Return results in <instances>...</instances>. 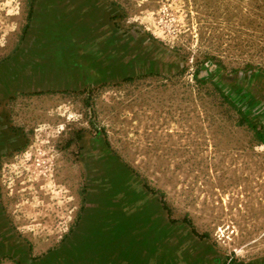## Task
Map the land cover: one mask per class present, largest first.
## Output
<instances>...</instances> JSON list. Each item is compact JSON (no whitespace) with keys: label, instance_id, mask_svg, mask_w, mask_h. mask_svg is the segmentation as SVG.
<instances>
[{"label":"rangeland","instance_id":"1","mask_svg":"<svg viewBox=\"0 0 264 264\" xmlns=\"http://www.w3.org/2000/svg\"><path fill=\"white\" fill-rule=\"evenodd\" d=\"M42 1L0 0V205L15 235L0 264L161 253L125 227L157 229L127 180L98 177L101 149L150 195L159 234L200 247L184 264H264V142L244 120L264 136V0H50L49 14ZM92 48L125 73L55 81Z\"/></svg>","mask_w":264,"mask_h":264},{"label":"crops","instance_id":"2","mask_svg":"<svg viewBox=\"0 0 264 264\" xmlns=\"http://www.w3.org/2000/svg\"><path fill=\"white\" fill-rule=\"evenodd\" d=\"M45 23V21H44ZM76 25H79L78 23H76ZM78 34H80V31L77 32ZM47 40L48 37H47ZM47 40H40L41 44H43L45 41ZM73 41H77L78 39L73 38ZM74 43L68 44V46H72ZM93 52H87V54H84L83 52H81V57H82V62L80 64H83L84 62L87 61L88 58V53L90 54H94L97 55L99 57H101L102 60H104V62L106 63V66L108 71L115 70L117 67V70L119 71L120 68V62L117 61L116 56L115 55H120V54H115V52H109V53H104L99 55L98 51H95L94 48H92ZM118 52V51H116ZM74 54H68L67 56V62L68 64H66V67L63 69H60L58 72H54L55 74V81H57L58 83L61 84H66L67 86H71L69 85L70 83H72L73 78L71 77V73H73L72 68L70 67V62L73 61ZM118 58V57H117ZM85 60V61H84ZM84 61V62H83ZM24 65V64H22ZM115 65H117L115 67ZM18 70L19 67H21V65H19V63L17 64ZM79 69V72H76L74 77H76V81L75 82H80L81 81V75L84 72V74L86 73V70L88 69L87 65H82ZM60 71H63V73L60 74ZM60 75H63V78H60ZM136 196H138L139 194H143L144 196L148 197V200L146 199L145 201H141L140 199L136 198L138 200L137 203L142 202V206L138 209H143L142 213L144 215L145 218L149 219L150 221H155L154 225H157V229L155 230H150L148 227V224L145 225L144 223L140 222L137 220H134L133 218H131L132 216H128L127 219H124L126 225L125 227H127L129 230H133L134 231V227L139 228V230H148L150 232V238L151 240L155 243V246L159 247L162 251L160 252H156V253H160V254H156L154 252L152 253H146V249H145V253H142L141 255H132V253H128L125 256L121 257L119 256V254L115 257H112V254L110 255H104V254H99V253H91L89 251H87V253L85 254V256L83 257L84 259L81 260L80 257H78L77 255H71L70 257L68 256V259L70 260H74V264H184L186 262L187 255H189L190 258L194 259L195 258V254L199 256V251L198 249L200 248L199 246L193 245L191 246L190 244L187 246L184 243H181L178 241H169L168 237H163L161 233V222H160V226L158 224V219L155 217H152L151 214V206L152 203L150 204V201L152 202V199L150 198V195L146 192H142V190H140L139 188H137V192L135 193ZM101 195L100 193L96 194ZM136 200V201H137ZM149 202V203H148ZM102 205L101 202V198H97L96 200L95 198L92 199V201L90 202V208L93 207H100ZM130 205V203H128V206ZM90 212H87V217L89 216ZM121 223L119 222L118 225H120ZM114 229V228H113ZM8 233V237H12L13 239L15 238L14 233H12L10 231V227L9 224L4 220L3 218V214H2V210H1V205H0V238H2L4 236V232ZM76 247V245H75ZM74 247V249H75ZM171 248V249H170ZM171 250V251H169ZM197 257V256H196ZM121 258V259H120ZM189 258V259H190ZM188 259V260H189ZM197 259H200V256L197 257ZM199 261V260H198ZM178 262V263H177Z\"/></svg>","mask_w":264,"mask_h":264},{"label":"flooded vegetation","instance_id":"3","mask_svg":"<svg viewBox=\"0 0 264 264\" xmlns=\"http://www.w3.org/2000/svg\"><path fill=\"white\" fill-rule=\"evenodd\" d=\"M49 1L50 0H45V1H42L39 4V6L41 5L40 6V9L41 10H43V9L46 10L47 13L49 12L48 11ZM66 2L67 1H65V0H57L56 3H55V6H62L63 3H66ZM84 4H86V3H84ZM80 12L82 13V10ZM71 26L73 28L72 29L73 32H79L80 31V28L82 30L85 28L84 26L81 25V27L78 29V27H77L78 25H76V24H74V25L71 24ZM56 31H58V30H56ZM69 32H70V30H69ZM100 153L101 154L99 156V159L97 160V163H98L97 166L99 168H101V170L99 171L100 172V176H98V177H108V178H110V176L113 175V177H115L114 180L117 179V182H119V181L120 182H123V181L127 180L128 183H129V185H131V186H128L129 187V190H132V192L136 193L137 192V182H138L137 176H135L131 171H129L127 168H125L117 160V158L114 155L109 154V153H104V150L103 149H101V152ZM99 168H98V170H99ZM114 180H112V178H111L110 181H114ZM119 187L121 189H123L121 191L117 190L119 193H122V191H127L128 190L127 188L126 189L123 188L125 186H119ZM96 189H97L96 190V193H100L102 195V197H108V196H110V193H109L108 189H104L103 187H96ZM137 198H139L141 200L142 198H145V196L143 194H139L137 196ZM120 200H123V198L120 199ZM107 201L110 202V200H107ZM109 204L104 201L102 203V205L101 206L99 205V206L101 208H105ZM100 207H98V208H100ZM140 211L142 212L143 209H140ZM89 215H90V213H89ZM135 230H139V228H137V229L135 228ZM144 236L145 235L140 232V233H136V236L135 237H132V239H131V242L132 243L135 242L136 243V246L142 248V250H141V248H136L135 247V251H137L138 253H140L141 251L144 250V247L141 246V244L144 243V241H145V237Z\"/></svg>","mask_w":264,"mask_h":264},{"label":"water","instance_id":"4","mask_svg":"<svg viewBox=\"0 0 264 264\" xmlns=\"http://www.w3.org/2000/svg\"><path fill=\"white\" fill-rule=\"evenodd\" d=\"M70 50V49H69ZM34 51L36 52L37 49H34ZM88 58H87V61L84 62L83 64H80V63H77L75 62L74 60L71 61L69 64H70V67L72 68V71L73 73H71V77L73 78L74 81H72V83H70L69 85L73 86V87H81V86H86L88 83H101V82H104V81H107L111 78H114V77H118L122 74V72L127 70V68H125L124 70H122V67L120 65V68H119V71L117 70V65H115L116 69L115 70H110L108 71L107 67L109 66H106V63L104 62V60L101 59V57L99 56H96V55H93V54H90L88 53ZM68 64V62H67ZM64 65H66V63L64 62ZM82 65H87L88 66V69L86 70V76L87 78H85V81H78V82H75L76 81V77H74L75 73L76 72H79V69ZM130 71V70H128ZM131 72V71H130ZM84 74V72H83ZM252 264H255V263H252Z\"/></svg>","mask_w":264,"mask_h":264},{"label":"trees","instance_id":"5","mask_svg":"<svg viewBox=\"0 0 264 264\" xmlns=\"http://www.w3.org/2000/svg\"><path fill=\"white\" fill-rule=\"evenodd\" d=\"M243 118H244V116H243ZM244 120H245V124L250 125L252 127V129L255 132L256 137L258 138V140L264 142V136H263V134L255 127V125L252 124L251 122H249L248 120H246V118H244Z\"/></svg>","mask_w":264,"mask_h":264}]
</instances>
